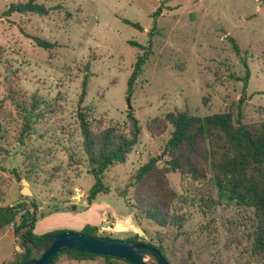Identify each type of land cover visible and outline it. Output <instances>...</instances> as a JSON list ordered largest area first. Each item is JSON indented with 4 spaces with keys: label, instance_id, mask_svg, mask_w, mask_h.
Returning <instances> with one entry per match:
<instances>
[{
    "label": "rangeland",
    "instance_id": "374dc122",
    "mask_svg": "<svg viewBox=\"0 0 264 264\" xmlns=\"http://www.w3.org/2000/svg\"><path fill=\"white\" fill-rule=\"evenodd\" d=\"M27 1L0 0V206L24 203L32 212L37 209L38 235L82 233L102 216L99 236L125 241L138 235L141 242L162 246L171 264H263L251 248L259 225L253 209L214 206L204 212L198 206L211 187V174L200 181L180 173L166 175V194L184 221L180 229L161 228L137 208L155 202L158 195L164 197L165 188L155 186L151 178L137 190L126 186L151 159L162 157L157 169L166 167L163 151L172 128L167 125L152 136L146 125L155 118L177 110L206 117L230 107L238 116L243 101L244 122L264 121V0H39L49 10L47 16L2 17L11 4ZM156 12L160 15L151 55L128 97L129 78L144 53L131 43L147 47ZM124 19L140 24L142 30ZM31 37L57 46L46 51ZM230 37L248 53L247 87L238 80L246 72ZM85 77L88 89L82 106L92 108L95 121L123 125L127 112L133 111L142 127L141 140L126 163L106 171L109 193L99 195L86 213L95 180L77 120ZM11 90L46 102L45 113L27 134L10 100ZM86 218L92 221L84 226ZM137 228L146 234L139 235ZM16 252L24 250L19 247ZM16 252L10 235L0 237V264L12 262ZM55 264L106 261H77L64 255Z\"/></svg>",
    "mask_w": 264,
    "mask_h": 264
},
{
    "label": "trees",
    "instance_id": "16d2710c",
    "mask_svg": "<svg viewBox=\"0 0 264 264\" xmlns=\"http://www.w3.org/2000/svg\"><path fill=\"white\" fill-rule=\"evenodd\" d=\"M39 0L13 3L2 14V17H11L13 14H36L47 16L49 10ZM160 15L156 12L153 27L149 32L147 47L139 43H131L144 51L137 57L133 73L128 81V97L132 96L134 86L144 72V66L152 51V38L157 29V19ZM123 22L135 29L142 30L138 23L124 19ZM37 47L46 51L53 50L57 45L40 37H31ZM234 53H236L245 68V77L238 79L247 87L250 80V69L247 63V51L241 50L235 39L229 38ZM88 79L82 82V92L79 98L77 120L81 132L82 149L92 167L91 174L95 180L94 185L87 195L88 205L93 204L99 195L108 194L109 188L104 182L106 171L116 165L124 164L134 148L139 144L142 135V127L133 111L127 112V122L123 125L107 120L95 121L92 108L83 107L87 96ZM10 100L24 120L23 134L30 131L32 122L41 117L45 111L42 104L46 103L36 97L27 98L20 92L11 90ZM241 101L238 104L237 115L234 108L230 107L222 113L206 117L192 116L186 111H174L164 118L151 120L146 128L152 136H158L169 125L172 128L171 137L168 140L163 156H167L166 167L157 169V162L162 157L151 159L149 163L140 167L127 183L126 189L137 190L143 183L151 178L152 183L165 188L164 197L157 196V200L146 206L137 207L140 215L152 221L161 228L168 226L178 229L183 227L184 221L180 212L172 208L170 197L166 194L169 173H180L195 181L206 180L208 175L211 187L207 194L199 199L198 206L205 212L207 208L214 206L244 207L255 211L259 219V225L253 232L252 252L264 264V121L246 123L243 121ZM29 160V159H28ZM121 198L125 194L119 195ZM36 208V206H35ZM35 209L33 212L24 203L15 206H0V235L16 224L17 218L22 214L20 224L15 227L19 247L24 252H16L12 264H21L29 257H33V250L42 252L41 244L47 241L50 235L63 231L49 232L43 235L35 233L38 222ZM97 226L87 225L82 233L101 237L98 235ZM108 238V237H104ZM111 239V238H108ZM131 243H144L138 235L125 240ZM150 245V244H148ZM153 246V245H152ZM164 258L169 261L162 246L156 247ZM67 256L72 260L84 261L96 258H104L106 264H132L113 257H102L65 250L55 257V264L61 256Z\"/></svg>",
    "mask_w": 264,
    "mask_h": 264
},
{
    "label": "water",
    "instance_id": "95a60500",
    "mask_svg": "<svg viewBox=\"0 0 264 264\" xmlns=\"http://www.w3.org/2000/svg\"><path fill=\"white\" fill-rule=\"evenodd\" d=\"M24 193H30L28 189ZM138 229L139 235L146 233ZM43 251L33 250L34 256L27 258L21 264H52L55 257L65 250L113 257L132 264H169L162 253L152 245L131 243L129 241L93 237L81 232L63 231L50 235L41 244Z\"/></svg>",
    "mask_w": 264,
    "mask_h": 264
},
{
    "label": "crops",
    "instance_id": "0c3cea01",
    "mask_svg": "<svg viewBox=\"0 0 264 264\" xmlns=\"http://www.w3.org/2000/svg\"><path fill=\"white\" fill-rule=\"evenodd\" d=\"M96 206V201H94L93 202V204H91V205H89L88 206V208L86 209V210H84L83 212H89L90 210H92L94 207ZM83 212H81V213H83ZM80 212H75L74 213V215L75 214H81ZM70 214H73V213H68V214H66L69 218H72V215H70ZM85 215V214H84ZM83 217H85V216H83ZM74 219H77V217L76 216H74L73 217ZM92 220L90 219V218H86V219H84V221H82L81 222V224L82 225H86V223L87 222H91ZM94 222L95 223H97L96 225H92V226H97L99 223H102L103 222V217L101 216L100 217V219H98V220H94ZM20 223H18V221H16V225H13V226H11L8 230H7V232L5 233V234H3V235H1L0 237H2V236H5V235H10L11 236V238H12V240H13V242H14V244H15V252L19 249V247L16 245V240H15V227L16 226H18ZM5 261V260H4Z\"/></svg>",
    "mask_w": 264,
    "mask_h": 264
},
{
    "label": "built area",
    "instance_id": "2783aa9c",
    "mask_svg": "<svg viewBox=\"0 0 264 264\" xmlns=\"http://www.w3.org/2000/svg\"><path fill=\"white\" fill-rule=\"evenodd\" d=\"M2 264H12V262L11 261H6V262H4Z\"/></svg>",
    "mask_w": 264,
    "mask_h": 264
}]
</instances>
